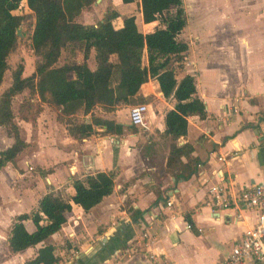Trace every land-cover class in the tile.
Returning a JSON list of instances; mask_svg holds the SVG:
<instances>
[{
  "label": "crops",
  "instance_id": "crops-1",
  "mask_svg": "<svg viewBox=\"0 0 264 264\" xmlns=\"http://www.w3.org/2000/svg\"><path fill=\"white\" fill-rule=\"evenodd\" d=\"M99 1L102 2L95 1L92 6ZM256 1L258 12L264 17V0ZM111 2L116 9L119 3L134 4L120 0ZM135 6L136 12L118 11L119 16L114 21L120 22L116 26L121 25L122 15L130 13L135 14L143 32L159 24L158 20L143 22L140 9ZM186 24L178 37L186 33L184 40L188 42V49L176 76L194 75L196 92L205 103L206 114L188 115L185 134L176 139L164 134V114L173 107L174 99L165 97L157 80L150 77L140 84L138 91L146 98L143 102L148 107L144 125L131 124L121 113L122 108H117L120 105L101 114L93 110L96 115L123 123L121 134L94 132L75 138L57 119L58 109L47 103L41 104L42 109L34 120L20 118L24 128H37L40 132L37 144L30 136L21 135L27 143L21 153L36 149L32 156H36L47 186L41 181L29 188L32 191L39 188V194L27 208L24 202L18 203L23 207H16L9 214L8 228L15 214L30 210L47 190L62 189L72 194L74 177L99 170H113L115 176L112 191L88 210L72 202L71 209L65 212V222L43 242L11 254L5 240L7 228L4 236L7 263L26 264L42 243L50 242L55 245L54 253L59 260L55 264H215L253 220V211L248 209L242 210L243 216L237 219L233 208L212 210L208 204V184L202 181L196 163H202L205 176L217 169L233 188L264 183V65L257 66L251 59L244 62L232 48L223 49L224 53L215 58L201 54L196 47L198 36L188 31ZM247 43L246 37L237 38L239 46ZM87 62L94 67L93 50ZM143 63L146 64L145 54ZM47 115L48 121H42ZM83 117L91 120L90 113ZM131 126L153 132V136L144 141L146 149L137 143V129ZM173 142L188 143L191 151L173 154L170 152ZM218 154L224 158L218 159ZM189 168L192 171L184 178L182 173ZM185 216L190 218V227L186 226ZM25 224L33 229L31 221ZM71 248L75 249L74 254ZM150 253L157 255L150 257Z\"/></svg>",
  "mask_w": 264,
  "mask_h": 264
},
{
  "label": "trees",
  "instance_id": "trees-1",
  "mask_svg": "<svg viewBox=\"0 0 264 264\" xmlns=\"http://www.w3.org/2000/svg\"><path fill=\"white\" fill-rule=\"evenodd\" d=\"M96 0H0V83L9 67L8 55L17 44V28L32 16L31 47L37 58L34 70L23 74V64L11 70L10 83L0 92V125L6 127L12 142L0 149V169L13 161L27 145L14 120L13 98L24 90L29 96L19 105L20 118L34 120L42 103L57 108V119L65 124L70 135L86 137L94 132L121 134L124 124L93 113L95 107L113 110L121 104L143 102L146 98L139 91L140 84L155 78L165 97L174 99L173 107L164 114V134L176 139L187 131V116L206 114L205 103L197 94L192 73L177 78V68L188 49V42L178 37L186 24L182 0H122L134 3L140 9L143 22L158 20L152 30L143 32L136 23L135 14L122 15L114 8L105 9L94 23L77 21L71 9L90 7ZM69 46L73 56L59 63L61 53ZM82 58L75 57V51ZM94 51L95 65L87 62ZM146 55V64L143 55ZM35 109L32 111V107ZM90 113V121L79 114ZM94 125L102 127L95 129ZM135 130L134 126H131ZM188 143L173 142L170 152L189 153ZM192 168L183 172L186 178ZM115 172L95 171L74 177V191L50 189L42 193L28 211L15 214L6 234L9 253H16L28 246L43 242L57 231L66 220L72 202L88 210L114 186ZM190 223V218L185 216ZM29 220L33 229H28ZM53 243H42L36 254L26 264H55L58 256Z\"/></svg>",
  "mask_w": 264,
  "mask_h": 264
},
{
  "label": "rangeland",
  "instance_id": "rangeland-1",
  "mask_svg": "<svg viewBox=\"0 0 264 264\" xmlns=\"http://www.w3.org/2000/svg\"><path fill=\"white\" fill-rule=\"evenodd\" d=\"M184 8L188 10L187 15V29L197 37L198 36V51L201 54H206L211 58H215L224 53L223 49L232 48L237 56L249 61H255L253 64L264 65V17L258 12V2L256 0H183ZM121 3L122 0H120ZM191 4V6H190ZM190 6V7H189ZM90 9L81 7L79 9H71L73 18L82 21H96L100 14L108 8H115L111 0H102L96 2V5L88 7ZM120 8V10H119ZM119 12H136L135 4L125 6L119 3ZM32 16L26 17L24 22L20 24V34H18L17 44L13 51L8 55L9 67L4 71L2 81L0 83V92L11 81V70L18 64H23V72L27 75L34 70L35 60L37 55L31 47V31H32ZM119 20L114 21L115 25L119 24ZM138 23L142 26L141 19ZM147 27V26H145ZM185 34H182L181 39H186ZM241 36L247 38L248 45L239 46L237 38ZM196 40V39H195ZM75 57L82 58V52L75 51ZM73 56L69 46L61 53L59 63L64 59H69ZM89 64L92 58H89ZM29 96L28 90H24L13 98L12 110L14 119L20 122V134L23 137L30 136L34 139L39 138L40 132L36 128H24L23 121L20 119L19 105ZM133 104V103H130ZM32 107V111L35 109ZM129 104H122L117 108L121 109L124 118L128 119ZM104 111L101 107H95L94 112L101 114ZM83 115L79 114V118ZM49 116H45L48 121ZM38 127V126H37ZM138 132L137 143L145 148L146 139L153 136V132L143 127H137ZM42 135V133H41ZM12 137L8 135L6 127L0 125V149L6 147L12 142ZM146 149V148H145ZM36 149H31L29 153L22 154L21 152L15 160L7 164L6 167L0 170V264H14L7 263V252L4 250V236L8 228V216L16 209V207H29L33 198L39 194L38 191L29 190L33 186L42 181V184L47 186V180L43 173L39 171V162L32 156ZM39 184L40 187H43ZM42 185V186H41ZM28 191V192H26ZM21 206L18 203H23ZM223 254V253H222Z\"/></svg>",
  "mask_w": 264,
  "mask_h": 264
},
{
  "label": "built area",
  "instance_id": "built-area-1",
  "mask_svg": "<svg viewBox=\"0 0 264 264\" xmlns=\"http://www.w3.org/2000/svg\"><path fill=\"white\" fill-rule=\"evenodd\" d=\"M147 109L146 102L131 104L128 110L130 123L137 126L144 125ZM217 158L222 160L224 157L218 154ZM196 167L202 181L208 184V204L212 210L233 208L235 219L242 217V210L245 209L252 210L254 214L253 220L231 243L228 253L215 264H264V183L233 188L217 169L205 176L202 175L204 173L202 163L197 162ZM186 226L190 227L188 221ZM70 252L74 254L76 251L71 248ZM155 255L157 253L149 254L150 257Z\"/></svg>",
  "mask_w": 264,
  "mask_h": 264
},
{
  "label": "water",
  "instance_id": "water-1",
  "mask_svg": "<svg viewBox=\"0 0 264 264\" xmlns=\"http://www.w3.org/2000/svg\"><path fill=\"white\" fill-rule=\"evenodd\" d=\"M96 1H98V0H96ZM16 33L20 34V26L17 28Z\"/></svg>",
  "mask_w": 264,
  "mask_h": 264
}]
</instances>
